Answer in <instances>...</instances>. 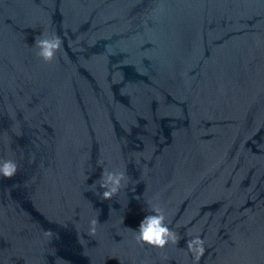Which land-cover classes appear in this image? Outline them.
<instances>
[{"label":"water","instance_id":"obj_1","mask_svg":"<svg viewBox=\"0 0 264 264\" xmlns=\"http://www.w3.org/2000/svg\"><path fill=\"white\" fill-rule=\"evenodd\" d=\"M0 157V264H264V0H0Z\"/></svg>","mask_w":264,"mask_h":264},{"label":"clouds","instance_id":"obj_2","mask_svg":"<svg viewBox=\"0 0 264 264\" xmlns=\"http://www.w3.org/2000/svg\"><path fill=\"white\" fill-rule=\"evenodd\" d=\"M36 55L45 62H51L57 52L62 49L63 41L55 31L42 32L34 40ZM17 171V162L11 158L0 157V176L12 177ZM99 187L103 189L100 195L104 199L112 197L127 183L126 173L123 170L103 168L99 176ZM146 209L139 219L136 227L131 228L134 238L138 243L156 247H164L166 244H175L179 236L174 228L169 227L170 219L166 215L164 207L158 200L146 201ZM97 220L91 218L88 221V233L96 232ZM186 240L187 251L192 254L193 261H198L204 252L205 240L199 235L189 234Z\"/></svg>","mask_w":264,"mask_h":264}]
</instances>
